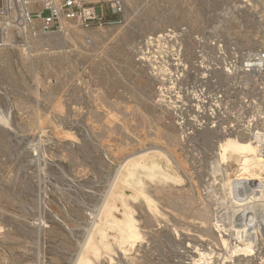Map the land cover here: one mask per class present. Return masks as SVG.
Listing matches in <instances>:
<instances>
[{"label":"rangeland","instance_id":"374dc122","mask_svg":"<svg viewBox=\"0 0 264 264\" xmlns=\"http://www.w3.org/2000/svg\"><path fill=\"white\" fill-rule=\"evenodd\" d=\"M110 1L84 2H103L108 12ZM122 4V13L108 14L114 22L102 28L75 26L66 39L31 30L0 47V264H73L119 163L153 146L182 181L168 187L171 198L153 197L162 213L156 218L146 208L135 210L141 242L124 254L110 240L108 255H89L93 264H192L194 247L213 252L209 264H264L261 237L252 255L241 251L223 259L219 254L228 248L216 232L205 231L216 214L231 224L243 211L222 184L233 172L225 150L240 145L231 133H259L264 141V73L229 66L231 54L240 62L264 51V0ZM172 32L183 52V76L174 91L169 74L155 75L136 53L147 36ZM162 91L186 102V110L180 112V102L168 105ZM214 95L222 104L213 113ZM195 103L202 105L200 117L188 108ZM194 114L200 123L186 132L196 123ZM188 196L191 205L184 201ZM202 203L209 205L207 221L198 213ZM229 227L224 237L232 243L236 232Z\"/></svg>","mask_w":264,"mask_h":264},{"label":"bare ground","instance_id":"6f19581e","mask_svg":"<svg viewBox=\"0 0 264 264\" xmlns=\"http://www.w3.org/2000/svg\"><path fill=\"white\" fill-rule=\"evenodd\" d=\"M84 1H96V0H84ZM72 31L74 34H75V32H77L75 25L68 26L66 29H64L63 31H60V32H53V33L41 32V34L43 36L54 35V36L59 37V39H66L68 37L71 38L70 32H72ZM153 78H155V80H156V77H153ZM157 79H159V78H157ZM203 99H205V98H203ZM166 104H167V102H166ZM180 129H182V128H180ZM186 132H187V130H186ZM194 132L199 133V130L198 131L195 130ZM206 132H209V131H207V129L205 131V140H206V136H208L206 134ZM174 134H175V132H174ZM170 136H172V135L170 134ZM184 136L186 137V135H184ZM230 137H232L240 145L237 147V149H238L237 151L235 149L236 147L235 148L234 147L233 148L227 147V149L225 150V151H228L227 154H229L228 160H230L233 163V165H232L233 172H232V174L229 175V177H227V181L222 183V184H225V187H226L225 189H226V191H228L227 195L231 196V198L234 200L233 202L236 204V207L238 208V210H241V211L243 210V211H242V214L240 213L239 219H237L238 221L237 220H235V221L230 220L231 224L230 223L226 224L225 221H223V219H221L222 216H220L219 214H216V216L213 215L215 217L214 222L211 221L212 223L211 224L209 223L208 228L205 229L206 233L210 236H211V234H214V232H216L218 235V238L220 239V241L222 243V245H224V247L228 248V250H226V251H228V253H226V255L222 254V253L219 254V256L223 259H225V258L229 259L232 256L234 257L235 253H237V252L240 253L241 251L252 255V253H254V251H255L254 249H256V246H257L256 243L260 240L259 237H261V240L263 239V241H264V215L261 216L260 217L261 219H260L258 214H260L261 212L258 213L259 209L257 210L258 203L260 204V202L264 201V151H263L262 146L260 144L264 141H261L262 139L259 136V133H252L251 137L241 136V135H237L235 133H231ZM170 138H172V137H170ZM203 138H204V136H203ZM251 139L253 140V142L255 144L254 146L251 145V143H250ZM174 140H175V138H174ZM132 155H134V156H132ZM171 158H172V156H171ZM161 161H163L164 165H162ZM175 161H176V163H178L177 160H175ZM172 166H173V164L171 165V161L162 152V150L159 149V147H157V146H153L149 149L146 148V149L140 150L136 153H132L130 155V157L124 156V158L119 163V166H117L118 168L116 169L115 173L112 176V179L108 185V189H106L107 191H105L106 193H105V196L103 198V201L100 203L98 210L96 209L97 212L93 218V221H92L93 223L91 224V227L89 228L88 233L86 231V235H87L86 237L87 238L84 237V238H86V240L82 244L81 249H80L81 252L79 251L80 253H78V257L74 260L73 264H93L92 258L90 259L89 255H91L92 257H96V258L100 257L101 256L100 255L101 250H103V252L104 251L107 252L106 254L108 255L109 251L111 250L110 240L114 241V243L118 247L119 251L121 253H124V254L129 248L133 247L136 243L141 242L143 240V235H142L141 230L137 224V219L134 216V213H136L135 210L141 209V208H143V210H144L146 208L149 212L150 217H154V218H156L158 214H162L158 208V204L155 203L154 198L157 200L161 198V197L157 198L156 195L157 196L163 195L162 199H163L164 195L166 196V198L167 197L171 198L170 197L171 191L168 190V187H170V184L176 183L175 185H177V182L182 181L180 176L173 172ZM217 193H218V191H217ZM166 198L164 197V199H166ZM169 198H168V200H169ZM178 199H180V198H178ZM191 199L192 198L190 196H188L187 198L184 199V201L186 200L187 204L191 205V201H192ZM215 199H216V197H215ZM221 199H222V197H221ZM179 204H181V203H179ZM262 204H264V202H262ZM167 205H168V203H167ZM183 205H184V203H183ZM207 205L208 204L202 203V206L199 205L200 208L198 207L199 208L198 213L201 216V218L205 221H207V218H209L208 214L210 211L209 208L207 207ZM179 206H182V205H179ZM55 208H53V209H55ZM56 209H58V208H56ZM195 209H196V207H195ZM212 211H214V210H212ZM144 212H146V210ZM148 212H146V213H148ZM56 213H57V211H56ZM59 213L60 212H58V214ZM245 215H246V217L248 216L251 219H248V221H247L245 219L246 218ZM230 216H229V218H230ZM48 217H49V215H48ZM210 217H211V215H210ZM232 217H234V216H231V219H233ZM235 218H238V217H234V219ZM49 220H51V219H49ZM226 221H227V219H226ZM138 222H140V221H138ZM229 226L234 228V230L236 232V235L234 234L236 236V237L234 236L235 240L231 238L234 241L232 243L228 242L229 240L227 241V239L224 237V231L226 229L230 228ZM51 231L53 232V229ZM51 231H50V234H52ZM205 231L203 232V234L205 233ZM230 231H228L227 234H229ZM29 232H31V231H29ZM55 235H57V233H55ZM232 235H230V237ZM194 249H195L194 252L191 251L192 258L190 257L192 259L191 261L193 262L192 264H209V259L212 258L213 252L212 251L207 252L204 248H198V247H194ZM82 250H83V252H82ZM263 250H264V247H263ZM239 255H241V254H239ZM197 256H198V258H195ZM221 258H219V259H221ZM259 259H261V258H259ZM94 263H95V261H94Z\"/></svg>","mask_w":264,"mask_h":264},{"label":"built area","instance_id":"2783aa9c","mask_svg":"<svg viewBox=\"0 0 264 264\" xmlns=\"http://www.w3.org/2000/svg\"><path fill=\"white\" fill-rule=\"evenodd\" d=\"M106 9H108V12H104L103 2L89 3L83 0H0V47L4 46L5 42L15 34L25 36L31 30L53 33L63 31L72 25L85 29L102 28L114 22L108 14L120 15L122 13V0L110 1ZM178 37L175 32H172V34L149 35L145 40L146 42L142 43V46H138L136 52L138 54L137 60L150 65L155 75L169 74L171 85L169 88H172V91L175 90V86L182 80L181 77L183 76L181 72L183 52L182 46L177 43ZM167 41L174 42V45L171 44L170 48L164 47V49H161L159 43ZM216 53L219 57L224 55L222 46H218ZM238 57L236 54L230 55L229 66H231V69L240 64L245 71L254 74V76L264 73V51L252 52L241 59L240 62ZM171 68L174 70L172 71ZM163 93V91L160 92V96L165 97L169 105L176 107L175 102H180L182 105V107L178 105L180 112L183 113V110H186V107L184 108L185 105L187 106V104H184L186 102L177 99L172 100L171 96L173 95L168 96L169 94ZM212 101L215 109L210 108V111L214 113V110L220 108L222 104L221 95H214ZM189 107L191 108V114L198 112L199 116V109L202 108L201 104L195 103L189 105ZM196 117L197 115L194 114L193 118ZM193 121L196 123H189L186 127L189 132L193 128L196 129L195 126L200 123L197 118ZM203 123L199 125L201 126ZM260 144L264 151V142Z\"/></svg>","mask_w":264,"mask_h":264}]
</instances>
